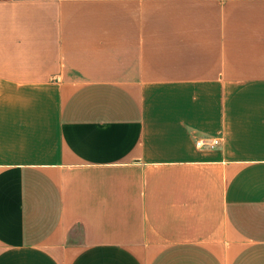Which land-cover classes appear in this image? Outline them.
<instances>
[{"label":"crops","instance_id":"0c3cea01","mask_svg":"<svg viewBox=\"0 0 264 264\" xmlns=\"http://www.w3.org/2000/svg\"><path fill=\"white\" fill-rule=\"evenodd\" d=\"M0 264H264V0H0Z\"/></svg>","mask_w":264,"mask_h":264},{"label":"built area","instance_id":"2783aa9c","mask_svg":"<svg viewBox=\"0 0 264 264\" xmlns=\"http://www.w3.org/2000/svg\"><path fill=\"white\" fill-rule=\"evenodd\" d=\"M221 139H215L214 141L210 142V143H205L204 141H198L197 142V146L199 147H210V148H214L216 147L219 143H220Z\"/></svg>","mask_w":264,"mask_h":264}]
</instances>
